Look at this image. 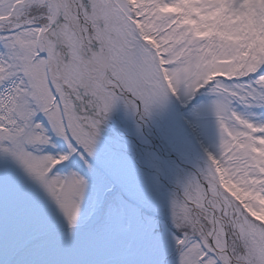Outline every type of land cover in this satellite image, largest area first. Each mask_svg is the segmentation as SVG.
Wrapping results in <instances>:
<instances>
[{
  "label": "snow or ice",
  "instance_id": "snow-or-ice-1",
  "mask_svg": "<svg viewBox=\"0 0 264 264\" xmlns=\"http://www.w3.org/2000/svg\"><path fill=\"white\" fill-rule=\"evenodd\" d=\"M241 81H249L242 84ZM218 96L217 154L171 194V239L136 224L162 264H264V124L234 100L264 106V0H0V264H133L115 241L133 216L110 212L91 170L103 126L122 105L140 127L174 97ZM142 201L165 203L159 176ZM87 203V208L85 204Z\"/></svg>",
  "mask_w": 264,
  "mask_h": 264
},
{
  "label": "rangeland",
  "instance_id": "rangeland-1",
  "mask_svg": "<svg viewBox=\"0 0 264 264\" xmlns=\"http://www.w3.org/2000/svg\"><path fill=\"white\" fill-rule=\"evenodd\" d=\"M241 83L247 84L249 81H241ZM217 99L218 96L212 93L210 89H201L187 103H181L179 99L174 97L164 109L157 110L155 116L149 119L151 127L157 128V121L166 125V132L156 138L167 143L174 155L186 159L187 164L193 167L196 172L200 168L205 167L208 153L217 154L219 152L221 132L218 118L214 111V102ZM232 107L253 122L264 124V106L258 104L248 105L241 103L239 100H234ZM114 111L117 114V120L111 117L108 120L109 122L119 121V124L125 125L123 128L128 130L132 137L137 136L146 140V143L151 146L152 142L144 136L142 128L137 125L132 126L133 118H131L124 107H117ZM180 122L185 125L183 133L179 132L176 127V124ZM128 124L130 125V130L127 128ZM112 134V132L103 128L101 135L103 139H100L97 151L102 159H104L102 155L105 152L109 151L111 153L108 167L113 169V172H109L106 168H99L91 161V170L87 168L81 169L80 166H76L77 170H82L90 178V198L97 195L98 186L100 189L98 194L99 207L92 220L89 221L88 227L93 229L103 227L110 212L121 210L126 213L125 224L127 226L129 223L128 215H132L134 218L129 230L117 237L115 246L118 249L132 253L131 260L133 264H150L153 258V251L147 238L141 239L137 234L136 224L139 220L146 217L153 218L155 222V228L151 233L153 239L163 237L171 239L173 235L178 234L171 221L170 199L171 194L177 191L176 175L182 179L186 177L181 170L169 165L164 160L175 171V175L172 176H159L165 203L158 211L147 206L140 197L139 187L142 184L154 182L158 174L156 169L151 166V161H155L159 157H156L154 153L153 157L140 162L141 156H139V164L143 166V168H139L134 162V157L137 156L133 155L128 147L131 143L130 140L123 138L125 143L118 142L121 144V148L125 150L120 152L112 148H117V143L114 142L115 139ZM162 142L158 143L161 147H163ZM151 170L155 172L152 173L150 172ZM85 208H87V203ZM178 255L179 253L176 251L173 241L169 253L158 256L157 259L161 260L162 264H175Z\"/></svg>",
  "mask_w": 264,
  "mask_h": 264
},
{
  "label": "bare ground",
  "instance_id": "bare-ground-1",
  "mask_svg": "<svg viewBox=\"0 0 264 264\" xmlns=\"http://www.w3.org/2000/svg\"><path fill=\"white\" fill-rule=\"evenodd\" d=\"M153 116H155V113L153 114ZM156 123L158 125L157 128L156 127H151V124L149 123V120L147 121V123H145L142 126H140L142 128L143 134L145 136H147V137L156 138V137H160L163 133H165L166 132L165 131L166 125L160 123L159 121H157ZM115 125H117L119 127H124L121 124H119V122L116 123ZM127 126H128L127 128L129 129L130 126L129 125H127ZM176 127H177V130L179 132H182L183 133V130L185 129V125L183 123H181V122L180 123H177L176 124ZM161 150H165V153L167 155L170 154L169 153L170 151L168 149H161ZM104 154L106 155V157L104 159H102L100 157V155H99V152L97 151L95 157L94 158H90V161L94 165H96L97 167H99V168H106L109 172H113V169H110L108 167V162H109V159L111 158V153L109 151H107ZM169 163H170V165L174 166L175 168L181 170L186 178H187V176H189V175H191L193 173H196L195 169L193 167L189 166L187 164L186 159H184L182 157H179V156L173 157L172 159L169 160Z\"/></svg>",
  "mask_w": 264,
  "mask_h": 264
}]
</instances>
